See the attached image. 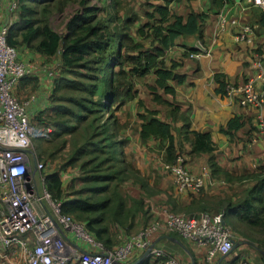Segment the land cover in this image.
Instances as JSON below:
<instances>
[{"label": "trees", "instance_id": "1", "mask_svg": "<svg viewBox=\"0 0 264 264\" xmlns=\"http://www.w3.org/2000/svg\"><path fill=\"white\" fill-rule=\"evenodd\" d=\"M45 1L49 2L40 10H37V6L30 5ZM53 1L55 0H17L7 42L23 54H30L32 60L40 62L51 60L61 49L59 57L62 64L52 79L49 105L31 118L35 126L51 129L49 139L72 132L76 128L67 126L58 119L51 121L54 113L67 114L70 110L61 102L57 104V100L66 99L78 108L77 112L71 110L77 121L86 120L87 112L97 113L96 117L99 119L106 113L105 120L101 119V124L97 126L93 125L94 119L90 120L88 126L94 128L90 138L77 146L64 164H73L82 156L90 155L80 165L82 172L89 174L80 176L79 170L74 172L75 179L80 176L81 180L92 182L82 189L90 194L82 196L75 191L66 196L71 185L64 188L63 176L57 170L46 173V187L52 197L62 199V211L82 220L96 238L105 245L112 246L142 227L134 228L137 215L143 218L144 214V220L147 215L143 198H134L129 193V190L135 189L132 188L133 185L139 184L143 188L146 184L125 154L130 140L122 132L127 122H120L118 113L126 110L123 107L130 101L137 97L136 116L140 123L136 130L140 143L158 140V148L163 150L164 162H173L177 154L183 155V144L180 142L183 140L189 144L191 153L208 154L207 164L211 174L222 171L216 162V146L209 132L190 129V119L184 117L176 138L172 123L161 119L157 109L148 108L145 99L138 97L142 89L151 95L152 102L172 105L162 93L174 94L173 83H182L185 74L176 71L180 63L168 58L167 51L177 44L179 37L194 35L202 42V27L206 15L193 9L185 16L175 14L169 7L173 0H155L160 2H149L151 9L144 12L146 20L134 25L138 19L136 14L117 19L113 13L105 20H97L94 16L96 9L84 6L83 12L75 13L69 19L66 32L62 35L48 23V15L52 11L50 2ZM67 1L74 0H57L55 9L60 10ZM223 1L211 0L214 8L220 7ZM78 2L81 5L85 0ZM262 22L264 24V12ZM198 51L199 48L195 46H185L183 55L189 56ZM40 56L44 59H39ZM213 80L216 84L215 92L221 96L226 95L225 86L229 82L227 76L218 72L213 75ZM32 81L37 84V77H22L14 92L19 96L17 86L22 82L31 85ZM64 89L86 93L87 96L59 95ZM30 93L29 91L26 96ZM82 111L86 113H81ZM243 123L239 115H234L224 127H220V132L231 136ZM223 173L232 178L229 173ZM259 175L244 198L235 203L221 200L215 206L217 211L222 212L224 223L234 232L235 241H252L260 251L259 257L264 261V163L260 166ZM168 197L169 209L174 212L183 211L176 207L171 196ZM118 232L126 233L123 237L116 238L117 235L120 236ZM229 255L237 258L222 259V264H237V259L242 254L233 250L227 256ZM241 264L251 263L243 261Z\"/></svg>", "mask_w": 264, "mask_h": 264}, {"label": "built area", "instance_id": "2", "mask_svg": "<svg viewBox=\"0 0 264 264\" xmlns=\"http://www.w3.org/2000/svg\"><path fill=\"white\" fill-rule=\"evenodd\" d=\"M242 1L264 12V0ZM16 8L17 0H0V264H128L144 249L154 256L155 264H182L152 241L154 234L161 231L176 233L202 248L204 264H214L216 258V264H220L235 245L234 232L221 214L200 211L186 215L162 206L144 226L107 246L82 220L62 211V199L52 197L48 191L45 164L32 147L33 138H48L51 129L31 122L32 116L46 108L48 90L62 64L61 49L51 60L40 62L9 44L7 33ZM227 25L237 27L235 41L254 42L253 25L219 14L217 33L225 31ZM263 58L264 50L254 62L255 78L227 83L226 95H238L242 105L261 106L264 93L255 88L254 82H264ZM25 76L45 78L50 86L43 96L36 91L20 98L14 89ZM258 126L264 135L263 118ZM164 168L171 172L180 191L199 192L209 175L206 169L200 173L191 171L182 154H177L173 162H164Z\"/></svg>", "mask_w": 264, "mask_h": 264}, {"label": "crops", "instance_id": "3", "mask_svg": "<svg viewBox=\"0 0 264 264\" xmlns=\"http://www.w3.org/2000/svg\"><path fill=\"white\" fill-rule=\"evenodd\" d=\"M169 7L172 13L183 16L191 9L204 12L206 16L202 27L203 41L200 42L194 35L179 37L177 44L167 51L168 58L180 63L176 71L185 74L182 83H173L174 94L162 93L163 97L172 105H159L152 102L149 93L143 97L140 92L138 97L145 99L144 102L148 108L157 109L161 119L172 123L173 134L176 138L177 130L184 123V117L190 119V129L209 132L216 146L215 159L222 171L211 174L207 164L208 154L191 153L189 144L180 140L183 144L182 151L186 166L196 173L206 169L209 171V175L199 192L178 190L173 182L172 174L164 168L163 150L158 148L159 141L151 139L146 144L140 143L136 130L140 123L136 116L138 110L136 97L123 107V109L126 107L127 110L118 113L120 122H127L122 132V135L127 136L130 140L125 148L126 157L146 182L143 188L139 184H135L132 186L135 189L129 190L134 198H143L144 208L147 211L145 220L144 214L143 218L137 215L135 229L154 218L160 207H167L170 201L168 196L174 200L176 207L183 210L181 213L193 215L200 211H206L212 215L221 214L223 218L222 212L217 211L215 205L221 200L235 203L244 198L247 195V190L260 176V166L264 163V135L258 126L260 118L264 119V102L261 106L256 107L240 104L238 95L234 93L221 96L215 92L216 84L213 80V75L218 72L224 73L228 78V83L233 84L255 78L254 62L261 53L260 50H264L262 11L255 6L245 4L242 0H224L218 8L213 7L211 0H173ZM219 14H224L229 19L236 17L240 22L253 25L254 42L247 44L235 41L233 34L236 27L232 25H227L226 30L218 34ZM197 41L202 46L197 52L199 55L197 57L184 56L185 46L196 47ZM24 56L31 57L28 53ZM39 59H44V57L40 56ZM262 65L264 68V58ZM37 84L38 91L43 96L50 83L45 78H37ZM28 86V83L24 84L23 82L17 86L19 97L25 98L29 93ZM254 86L264 93V82L256 80ZM45 104L46 107L49 105L48 100L45 101ZM234 115H239L242 118L243 126L233 131L231 136L220 132V127H224L227 120ZM130 120L136 121V125L132 127ZM223 172L229 173L232 178ZM170 237L177 238L181 244ZM152 241L156 246L178 258L182 264H204L203 249L174 233L157 232ZM242 242L235 241V246ZM146 250L138 252L128 264H155L154 256L150 252L145 253ZM262 254L264 255L263 252ZM252 256L251 254L240 255L236 263L241 264L245 261L251 264H264L260 257L255 259ZM233 258L237 257L229 255L223 260ZM218 260L219 258H216L214 264ZM222 262L221 260L220 264Z\"/></svg>", "mask_w": 264, "mask_h": 264}, {"label": "rangeland", "instance_id": "4", "mask_svg": "<svg viewBox=\"0 0 264 264\" xmlns=\"http://www.w3.org/2000/svg\"><path fill=\"white\" fill-rule=\"evenodd\" d=\"M57 0L50 2V8L52 11L48 15V23L50 26L56 30L59 34H65L66 32V23L69 21L71 17L74 16L75 13L83 12L84 6H92L96 9L94 16H96L97 20H105L108 16H112L115 13V18L123 19L127 15L136 14L135 16L138 18L135 21L134 25L139 24L142 21L146 20V15L144 14L145 10H150L152 2H160L155 0H85L83 4H79L78 0L74 1H67L60 10L55 9V3ZM49 2V1H48ZM47 1L39 4L31 3V6L40 10L45 4L48 3ZM150 2V3H149ZM14 17V13H12ZM12 17V21H13ZM37 18H39L37 16ZM71 76V75H69ZM31 85L28 86V90L30 92L38 91V84L32 81L30 82ZM28 91V92H29ZM141 96H146V91L140 90ZM50 94V90H49ZM61 96H87L86 93H82L79 91H73L64 89L58 93ZM49 101V100H48ZM57 104L61 102L64 106L69 107V113L58 115V113H54L52 115L51 121L53 122L54 119H58L62 121L67 126H76V128L72 129V132L63 133L59 137L52 136L50 139L45 138L41 139L40 137H35L32 140V147L33 151L38 155V158L44 162L45 168L43 170V174L48 172L57 170L63 176V183L64 188H68V193L66 196H69L71 192L77 191L82 196H87L90 193L87 191H82L83 188L92 184L91 181L88 180H81L80 176L84 174H89L88 172H82L83 170L80 169L81 162L86 160L90 157V155H84L79 160H77L73 164L64 165L68 158L73 154L74 150L77 146L81 145L83 142H86V139L90 138V133L93 131L92 128L88 126L91 119H94L93 125L97 126L101 124V119L105 120L106 113H104V117L97 118V113L91 114L87 112L88 117L84 121H77L71 113L72 111H78V108L73 104L70 103L68 100L64 99L61 101H56ZM72 110V111H71ZM127 110V109H126ZM81 113H86L82 111ZM117 114V113H116ZM130 125L133 127L136 125V121L130 120ZM93 154V153H91ZM92 167V164L89 165ZM76 170H79L80 176L79 178L75 179ZM81 170V171H80ZM92 172V171H91ZM77 176V175H76ZM66 188V189H67ZM82 191V192H81ZM91 197L94 196L90 195ZM143 226V225H142ZM120 236L117 235L116 238L123 237L124 233L126 232H118ZM119 240V239H118ZM241 242V241H240ZM117 244V243H116ZM256 247V248H255ZM234 251L242 254V256L246 255H253L252 257L258 258L259 257V249L257 245H255L252 241H248L243 239L241 244L235 246L233 248ZM254 259V260H255Z\"/></svg>", "mask_w": 264, "mask_h": 264}, {"label": "water", "instance_id": "5", "mask_svg": "<svg viewBox=\"0 0 264 264\" xmlns=\"http://www.w3.org/2000/svg\"><path fill=\"white\" fill-rule=\"evenodd\" d=\"M196 47H199V48L202 47L199 41L196 42ZM170 238L173 239V240H175V241L178 242L179 244H181L180 241H179L177 238H175V237H170ZM234 247H235V245L233 246V248H234ZM233 248H232V250H233ZM148 252H149V250L147 249L145 253L148 254ZM218 264H219V263H218Z\"/></svg>", "mask_w": 264, "mask_h": 264}]
</instances>
